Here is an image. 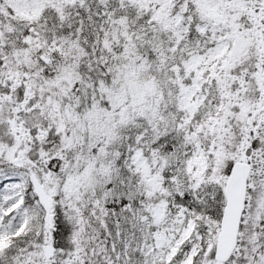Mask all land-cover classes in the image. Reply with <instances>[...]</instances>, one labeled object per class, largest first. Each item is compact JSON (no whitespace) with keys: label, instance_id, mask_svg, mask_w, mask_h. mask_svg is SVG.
I'll return each instance as SVG.
<instances>
[{"label":"snow or ice","instance_id":"obj_1","mask_svg":"<svg viewBox=\"0 0 264 264\" xmlns=\"http://www.w3.org/2000/svg\"><path fill=\"white\" fill-rule=\"evenodd\" d=\"M0 264H264V0H0Z\"/></svg>","mask_w":264,"mask_h":264}]
</instances>
